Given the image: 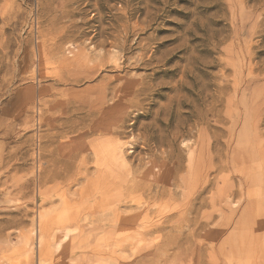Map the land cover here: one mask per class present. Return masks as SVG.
Returning a JSON list of instances; mask_svg holds the SVG:
<instances>
[{
	"label": "rangeland",
	"instance_id": "1",
	"mask_svg": "<svg viewBox=\"0 0 264 264\" xmlns=\"http://www.w3.org/2000/svg\"><path fill=\"white\" fill-rule=\"evenodd\" d=\"M263 158L264 0H0V264H263Z\"/></svg>",
	"mask_w": 264,
	"mask_h": 264
},
{
	"label": "bare ground",
	"instance_id": "2",
	"mask_svg": "<svg viewBox=\"0 0 264 264\" xmlns=\"http://www.w3.org/2000/svg\"><path fill=\"white\" fill-rule=\"evenodd\" d=\"M74 82H76V81H74ZM75 84H76V83H75ZM236 85H237V84H236ZM134 90H135V89H134ZM129 91H130V90H129ZM135 91H136V90H135ZM130 94H131V93H130ZM89 95H90V94H89ZM95 95L99 96L100 94L98 95V93H97V94H95ZM104 95H105V94H104ZM105 96H106V95H105ZM105 96H104V97H105ZM90 97H91V95H90ZM92 97H93V96H92ZM92 97H91V98H92ZM101 97H102V96H101ZM101 97H100V98H101ZM91 98L89 99V101L91 100ZM105 98H106V97H105ZM96 99H97V97H96ZM103 99H104V98H103ZM87 100H88V98H87ZM98 101L100 102V99H99ZM116 101H117V100H116ZM88 104H89V103H88ZM88 106H89V105H88ZM88 106H87V107H88ZM114 107H115V105H114ZM80 108H81V106H80ZM85 108H86V106H85ZM85 108L83 107V109H85ZM89 108H90V107H89ZM105 108H106V107H105ZM86 109H87V108H86ZM86 112H87V111H86ZM86 114H87V113H86ZM86 114H85V115H86ZM89 114H90V113H89ZM96 114H97V113H96ZM99 114H100V113H99ZM115 115H116V114H115ZM105 118H106V117H105ZM93 120H94V119H93ZM121 121H122V120H121ZM119 123H120V121H119ZM117 126H118V125H117ZM99 130H100V129H99ZM101 130H102V129H101ZM109 130H110V128H109ZM100 132H102V131H100ZM103 132H104V130H103ZM103 132H102V133H103ZM112 132H113V130H112ZM112 132L110 131V133H112ZM94 133H95V132H94ZM102 133H101V134H102ZM104 133H105V132H104ZM87 134H88V133H87ZM112 134H113V133H112ZM82 135H83V134H82ZM84 135H85V134H84ZM89 135H90V133H89ZM109 135H110V134H109ZM103 136L105 137L104 134H102L101 137H103ZM106 136H107V135H106ZM108 143H110V142L107 141V144H108ZM107 144H104V145L108 146ZM111 144H112V143H111ZM98 146H99V145H98ZM100 146H101V145H100ZM113 146H114V147H113ZM112 147H113L112 149H111L110 147H109V148L111 149L110 152H111V156H112L113 160H115V161H118V160H119V161H121L123 164H125V158H124L125 156L122 154L123 152H122V150H121V149H122L121 146H118V147H117L116 145L113 144ZM104 148H105V147H104ZM110 149H108V151H109ZM99 150H100V149H99ZM104 152H105V149H104ZM104 152H103V153H104ZM85 153H86V152H85ZM85 153H84V154H85ZM99 153H100V152H99ZM75 154H76V153H75ZM103 155H104V154H103ZM84 156H85V155H84ZM123 156H124V157H123ZM85 157H86V156H85ZM106 157H107V156H106ZM162 157H163V156H162ZM81 158H82V157H81ZM95 158H96V157H95ZM109 158H110V157H109ZM84 159H85V158H84ZM263 159H264V158H263ZM101 160H102V159H101ZM108 160H109V159H108ZM108 160H107V161H108ZM111 161H112V160H111ZM111 161H110V163H111ZM119 161H118V162H119ZM232 161H233V160H232ZM237 161H238V160H237ZM84 162H85V161H84ZM105 162H106V161H105ZM100 163H101V162H100ZM106 163H107V162H106ZM106 163H105V164H106ZM114 163H115V162H114ZM233 163H235V162L233 161ZM98 164H99V163H98ZM115 165H117V163H116ZM227 165H228V164H227ZM227 165H226V166H227ZM232 165H233V164H232ZM235 165H236V164H235ZM81 166H83V165H81ZM98 166H99V165H98ZM121 166H122V165H121ZM223 166H224V165H223ZM106 167H107V166H106ZM109 167H110V166H109ZM136 167H137V166H136ZM86 168H87V167H86ZM99 168H100V167H99ZM139 168H140V167H139ZM216 168H217V167H216ZM102 169H103V168H102ZM102 169H101V170H102ZM104 169H105V168H104ZM104 169H103V171H104ZM107 169H108V168H107ZM142 169H143V168H142ZM204 169H205V168H204ZM214 169H215V168H214ZM96 170H97V169H96ZM101 170H100V171H101ZM133 170H134V169H133ZM103 171H101V172H103ZM106 171H107V170H106ZM161 171H162V170H161ZM163 171H164V169H163ZM82 172H83V171H82ZM218 172H219V170H218ZM140 173H141V172H140ZM247 173H248V172H247ZM76 174H77V173H76ZM101 174H102V173H101ZM170 174H171V173H170ZM244 175H245V174H244ZM250 175H251V174H250ZM84 176H85V175H84ZM154 176H155V175H154ZM165 176H166V175H165ZM217 176H218V174H217ZM248 176H249V175H247V177H248ZM160 177H161V176H160ZM199 177H200V176H199ZM212 177H213V176H212ZM240 177H241V176H240ZM253 177H254V176H253ZM155 178H156V177H155ZM162 178H163V177H162ZM153 179H154V178H153ZM245 179H246V178H245ZM245 179H244V180H245ZM253 179H254V178H253ZM255 179H257V176L255 177ZM247 180H248V178H247ZM258 180H259V179H258ZM129 181H130V180H129ZM140 181H141V180H140ZM199 181H200V179H199ZM216 181H217V180H216ZM239 181H240V180H239ZM250 181H252V180H250ZM132 182H133V185H134L135 182H134V181H132ZM136 182H137V181H136ZM157 182H158V181H157ZM168 182H169V180H168ZM168 182H166V183H168ZM172 182H173V181H172ZM175 182H176V181H175ZM179 182H180V181H178V183H179ZM208 182H209V181H208ZM241 182H242V181H241ZM243 182H244V181H243ZM97 183H98V182H97ZM170 183H171V181H170ZM173 183H174V182H173ZM178 183H177V184H178ZM98 184H99V183H98ZM127 184H128V183H127ZM129 184H130V183H129ZM149 184H150V183H149ZM151 184H152V183H151ZM151 184H150V185H146V186H145V184H144V185H143L144 187L141 185V186L143 187V189H142V187L139 185V187L137 186V187L139 188L138 190H136V189H137L136 186L134 187V186L131 184V185H132L131 188L134 187V189H132V190H133L132 192L139 191V190H140V191L142 190L143 192L147 191L149 195H151L152 193H154V196L156 197V195H158L159 193H160V194H162V192H165V193H166V191H165V187H166L169 183H168L167 185L165 184L166 186L163 187L162 189H160L161 187H158L159 185H158V186L155 185L156 187H154V186H152ZM171 184H172V183H171ZM174 184H175V183H174ZM127 186H128V185H127ZM168 186H169V187H166V189H167V191H170L172 187H171L170 185H168ZM175 187H176V186H175ZM181 187H182V186H181ZM242 187H243V186H242ZM128 188H129V187H128ZM131 188H130V189H131ZM176 188H178V186H177ZM197 188H198V187H197ZM201 188H202V187H200V185H199L198 192H197V198H198L199 201H202V200H201V195H202V191H203V190H201ZM203 188H204V187H203ZM130 189H129V190H130ZM124 190H125V189H124ZM120 191H121V190H120ZM127 191H128V190H127ZM130 191H131V190H130ZM102 192H103V191H102ZM97 193H98V192H97ZM126 193H127V192H126ZM255 193H256V192H255ZM103 194H104V193H103ZM103 194L101 193V194H99V195H100L99 197L92 199V203H91V205H90V206H89V205H86V206H85V209H86V208L89 209V208H91V206H92V207L95 206L96 208H97V207H98V208L103 207V205L106 204V203H105V200H107V199L104 200V197H103L104 195H103ZM127 194H128V193H127ZM146 194H147V193H146ZM182 194H183V193H182ZM125 195H126V194H125ZM106 196H107V195H106ZM106 196H105V197H106ZM129 196H130V194H129ZM159 196H160V195H159ZM170 196H171V195H170ZM170 196H169V197H170ZM150 197H151V198H149V199H151V200H152V198H154V197H152V196H150ZM181 197H182V196H180V198H181ZM107 198H108V197H107ZM113 198H114V197H113ZM166 198H167V196H166ZM186 198H187V197H186ZM186 198L184 197V199H186ZM195 198H196V197H195ZM128 199H129V197H128ZM157 199H158V198H157ZM170 199H171V198H170ZM189 200H191V199H189ZM195 200H196V199H195ZM172 201H173V200H172ZM238 201H239V200H238ZM147 202H148V201H147ZM151 202H152V201H151ZM156 202H157V201H156ZM158 202H159V201H158ZM169 202H170V201H169ZM185 202H186V201H185ZM187 202H190V201H187ZM197 202H198V201H196V203H197ZM80 203H81V202H80ZM122 203H123V201H122ZM173 203H174V202H173ZM190 203H191V202H190ZM190 203H189V204H190ZM198 203H200V202H198ZM119 204H120V203H119ZM138 204H139V203H138ZM148 204H149V203H148ZM183 204H185V203H183ZM183 204H181L180 206H182ZM189 204H188V205H189ZM191 204H192V203H191ZM193 204H194V203H193ZM193 204H192V205H193ZM115 205H116V204H115ZM160 205H161V204H160ZM195 205H196V204H195ZM195 205H194V206H195ZM198 205H199V204H198ZM200 205H201V204H200ZM124 206H125V205H124ZM190 206H191V205H190ZM201 206H202V205H201ZM201 206H200V207H201ZM139 207H140V206H139ZM145 207H146V206H145ZM150 207H152V206H150ZM183 207H184V206H183ZM185 207H188V208H185V209L183 208V209H184V212H183L182 215H184L185 213L188 214V213H191V211H194V210H190L191 207H189V206H185ZM77 208H78V207H77ZM109 208H111V207H109ZM114 208H115V207H114ZM241 208H242V207H241ZM74 209H75V208H74ZM85 209H84V210H85ZM121 209H122V208H121ZM145 209H146V208H145ZM192 209H193V208H192ZM84 210H83V211H84ZM92 210H93V209H92ZM122 210H123V209H122ZM189 210H190V211H189ZM257 210H258V209H257ZM75 211L78 212L77 209H75ZM116 211H117V210H116ZM125 211H126V210H125ZM128 211H129V210H128ZM135 211H136V210H135ZM138 211H140V210L138 209ZM138 211H137V212H138ZM243 211H244V210H243ZM150 212H151V211H150ZM158 212H159V211H158ZM181 212H182V211H181ZM194 212H195V211H194ZM79 213H80V212H79ZM79 213H78V214H79ZM123 213H124V212H123ZM123 213H122V214H123ZM128 213H129V212H128ZM131 213H132V212H131ZM134 213H135V212H134ZM165 213H166V212H165ZM165 213H163V214H165ZM243 213H245V212H243ZM129 214H130V213H129ZM132 214H133V213H132ZM140 214H141V213H140ZM147 214H148V213H147ZM180 214H181V213H180ZM126 215H128V214H126ZM244 215L246 216V214H243V215H242V218H243ZM247 215H248V214H247ZM82 216H84V214H83ZM82 216H81V217H82ZM184 216L187 217V215H184ZM231 216H232V215H231ZM74 217H76V216L74 215ZM165 217H166V216H165ZM247 217H248V216H247ZM253 217H254V216H253ZM79 218H80V216H79ZM79 218H78V219H79ZM124 218H125V217H124ZM162 218H163V217H162ZM242 218H241V219H242ZM76 219H77V217H76ZM76 219L74 218V231H75L76 228H77V227L75 228V226H76V224H75ZM118 219H119V218H118ZM183 219H186V218H182L181 220H179V218H178L179 221H182ZM211 219H212V218H211ZM236 219H237V218H236ZM146 220H147V219H146ZM151 220H152V219H151ZM173 220H174V219H173ZM230 220H231V219H230ZM117 221H118V220H117ZM122 221H124L123 218L119 219V222H122ZM166 221H169V220H167V218H166V219H163V220H161V221L159 220L158 223H154L153 221H150V222H153L154 224H151V223H149V221H148V223L151 224V225H149V227H142V228H143L142 231L145 230L146 232H152V231H155V232H156V231H160V232H162V231L165 230L164 225L167 224ZM187 222H188V220H187ZM190 222H191V221H190ZM190 222H189V224H188L189 226H190ZM192 222L194 223V221H192ZM228 222H229V221H228ZM238 222H239V219H238ZM238 222H237V223H238ZM243 222H246V221H243ZM99 223H100V222H99ZM116 223H117V222H116ZM116 223L112 222V223L108 224V225H110V227H108V231L106 232V234H107V236H106V240L111 241V238H113V237H111V236H112V234H113V232H114V229H115L114 227L117 226ZM170 223H171V222H170ZM181 223H182V222H181ZM184 223H185V222H184ZM184 223H183V224H184ZM237 223L234 222V224H237ZM256 223H257V222H256ZM141 224H142V223H141ZM194 224H195V223H194ZM216 224H217V223H216ZM243 224H244V223H243ZM130 225H132V224H130ZM146 225H147V224H146ZM184 225H186V224H184ZM195 225H196V224H195ZM238 225H239V224H238ZM248 225H249V224H248ZM101 226H102V225H101ZM166 226H167V225H166ZM177 226H179V225H177ZM180 226H181V224H180ZM196 226H197V225H196ZM236 226H237V225H236ZM246 226H247V225H246ZM246 226H245V227H246ZM173 227H174V226H173ZM183 227H184V226H183ZM194 227H195V226H194ZM254 227H255V226H254ZM128 228H129V227H128ZM135 228H136V227H135ZM138 228H140V226H139ZM180 228H181V227H180ZM236 228H237V227H236ZM242 228H243V227L238 228L237 231L239 232V234H240V232L242 233V231H243ZM247 228H248V227H247ZM116 229H118V228L116 227ZM116 229H115V230H116ZM119 229H120V228H119ZM129 229H130V228H129ZM171 229H172V228H171ZM187 229H188V228H187ZM194 229H195V228H194ZM194 229H193V230H194ZM196 229H197V227H196ZM196 229H195V230H196ZM243 229H244V228H243ZM130 230H131V229H130ZM174 230L176 231V229H174ZM174 230H173V231H174ZM178 230H179V229H178ZM234 230H235V228H234ZM128 231H129V230H128ZM135 231H136V229H135ZM139 231H140V230H139ZM145 231H144V232H145ZM175 231H174V232H175ZM244 231H245V229H244ZM248 231H249V229H248ZM125 232H126V231H125ZM140 232H141V231H140ZM140 232H139V233H140ZM155 232H154V233H155ZM180 232H181V231H180ZM180 232H179V233H180ZM67 233H68V232H65V233L63 234V236H62L61 239L65 238V236H66ZM116 233H117V231H116ZM129 233H130V232H129ZM152 233H153V232H152ZM117 234H118V233H117ZM122 234H123V236H124V231H122ZM122 234H121V235H120V234L117 235V237L119 238V236H122ZM137 234H138V233L135 232V236H136ZM145 234H146V233H145ZM145 234H143V235L145 236ZM249 234H250V233H249ZM115 235H116V234L113 235L114 238H116ZM130 235H131V234H129V236H130ZM143 235H141V236L143 237ZM148 235H149V234H148ZM160 235H161V234H160ZM162 235H163V234H162ZM237 235H238V234H237ZM141 236H140V237H141ZM166 236H167V235H166ZM168 236H169V235H168ZM131 237H132V235H131ZM140 237H139V238L136 237L138 240H137V239H135V240H136V241H139V239L142 240V239H141L142 237H141V238H140ZM158 237H159V236H158ZM177 237H178V236H177ZM114 238H113V239H114ZM123 238H124V237H123ZM126 238H127V236H126ZM126 238H125V239H126ZM128 238H129V237H128ZM144 238H145V237H144ZM165 238H166V237H165ZM172 238H173V237H172ZM175 238H176V237H175ZM233 238H234V237H233ZM163 239H164V238H163ZM177 239H178V238H177ZM158 240H160V239H158ZM172 240H173V239H172ZM124 241H125V240H124ZM127 241H128V240H127ZM142 241H143V240H142ZM173 241H174V240H173ZM103 242L105 243V239L103 240ZM119 242H120V241H119ZM139 242H140V241H139ZM163 242H165V241H163ZM170 242H171V240H170ZM115 243H116V242H115ZM120 243H121V242H120ZM134 243H135V242H134ZM175 243H177V242H174V244H175ZM117 244H118V242H117ZM131 244H132V243H131ZM137 244H138V242H137ZM139 244H140V243H139ZM139 244H138V245H139ZM142 244H143V243H142ZM142 244H141V245H142ZM149 244H151V243H149ZM157 244H158V243H157ZM160 244H161V243H160ZM160 244L155 245V246H152V247H148V246H149V245H148V246L146 247V250L141 251V252H142L141 254H143L142 257H141V256H137V255H134L135 257L132 258L131 260L129 259V260H130L129 262H126V261L124 260V261H122L121 264H156L155 261H154V256H155V258L158 257V256H163L164 253H167L166 255H168V251H167V252H163V253H162V252L159 253V251H161V249H162V248H161L162 246H161ZM163 244H165V243H163ZM179 244H180V243H179ZM179 244H178V245H179ZM193 244H194V243H193ZM132 245H133V244H132ZM135 245H136V244H135ZM172 245H173V244H172ZM252 245H254V242H253L252 238H251V239H250V237L248 238L247 233H246V234H240V235L236 236V238L233 239V246L235 247L236 252H237V255H235V256H236V259L234 260V261H235V262H234L235 264H252V262L250 261V259H251V257H252V256H251V255H252L251 253L253 252V251H252ZM143 246H144V245H143ZM186 246H187V245H186ZM132 247H134V246H132ZM132 247H131V248H132ZM163 247H165V245H164ZM169 247H170V246H169ZM189 247H190V246H189ZM213 247H214V246H213ZM219 247H220V246H219ZM219 247H218V248H217V247H214V248H217V250H219ZM229 247H230V246H229ZM121 248H122V247H121ZM121 248H120V249H121ZM173 248H174V245H173ZM184 248H185V247H184ZM184 248H182V247L179 248V247H177V245H176V247L174 248V250H175V249H176V250H175V251H172V252H173L172 254L169 253L170 256H167V258L170 257V258H172V259H171V260H170V259H167V260L172 261L173 259H176V258H178V257H181V255H184L185 253H188L190 248H189V249L187 248V252L184 251V250H186V249H184ZM199 248H200V247H199ZM253 248H254V247H253ZM123 249H124V247H123ZM123 249H122V250H123ZM126 249H127V248H126ZM136 249H137V248H135L134 251H135ZM141 249H142V248H141ZM143 249H145V248H143ZM181 249H183V250H181ZM254 249H255V248H254ZM156 250H157L158 252H157ZM169 250H170V249H169ZM205 250H206V249H205ZM214 250H215V249H214ZM214 250H213V251H214ZM220 250H221V249H220ZM130 251H131V250H130ZM154 251H156V252H154ZM135 252H136V251H135ZM152 252H153V254H152ZM183 252H185V253H183ZM158 253H159V255H158ZM189 253H190V252H189ZM214 253H215V252H214ZM131 254H132V253H130V255H131ZM130 255H129V257H130ZM166 255H165V257H166ZM132 256H133V254H132ZM139 258H140V259H139ZM112 259H113V258H112ZM233 259H234V258H233ZM157 260H158V258H157ZM167 260H166L165 258H163V257L161 258V261H163V262H165V261H167ZM170 261H169V263H170ZM218 261H219V260H218ZM116 263H117V262H116ZM157 263H159V262H157ZM161 263H162V262H161ZM161 263H160V264H161ZM167 263H168V261H167ZM167 263H165V264H167ZM169 263H168V264H169ZM229 263H230V262H229ZM254 263H255V261H254ZM107 264H108V263H107ZM117 264H120V263H117ZM182 264H183V263H182ZM263 264H264V263H263Z\"/></svg>",
	"mask_w": 264,
	"mask_h": 264
}]
</instances>
